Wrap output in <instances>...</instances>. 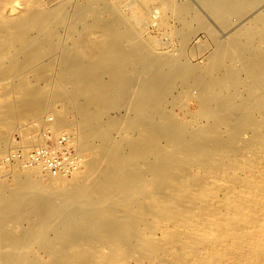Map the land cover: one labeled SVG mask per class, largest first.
Wrapping results in <instances>:
<instances>
[{"label":"bare ground","instance_id":"6f19581e","mask_svg":"<svg viewBox=\"0 0 264 264\" xmlns=\"http://www.w3.org/2000/svg\"><path fill=\"white\" fill-rule=\"evenodd\" d=\"M19 1L0 0V81H16L0 85V154L59 104L49 128L75 120L85 157L71 178L16 165L0 179V264H264V10L191 65L147 35L155 21L182 44L192 22L214 34L188 2L27 0L8 15ZM201 1L227 26L264 0Z\"/></svg>","mask_w":264,"mask_h":264},{"label":"rangeland","instance_id":"374dc122","mask_svg":"<svg viewBox=\"0 0 264 264\" xmlns=\"http://www.w3.org/2000/svg\"><path fill=\"white\" fill-rule=\"evenodd\" d=\"M54 1H60V0H54ZM181 2H188L193 7L192 13H197L202 16V18L207 22L208 26L215 32L214 34L209 33L206 29L200 28V26L195 25V22H192V34L187 39L184 44L181 40L174 39L171 35H169L168 32L160 31L158 30L157 21L154 22V25L150 26L147 32L148 36H158L160 38V41L165 49V51H168L174 55H182L183 61L187 62L191 65H199L201 64L205 58L209 57L212 53H214L217 50V47L219 46V43L222 41H227L230 39L236 32L241 30L242 28H246L250 23L251 20L260 12L264 10V1H262L258 6H256L251 11L247 12L246 14L242 16H233L229 20V24L227 26H223L220 21L213 16L209 8L204 5V3L201 0H179ZM27 2V0H20L16 3L15 10H12L11 7L6 9V12L8 15L16 14L17 12H20L23 8L24 4ZM78 0H72V3H77ZM15 5V4H14ZM130 8L125 7V11H128ZM157 12V8H154L150 15L152 17L159 16ZM153 13V14H152ZM104 17L109 18V12L106 10L104 11ZM192 16V14H190ZM190 19V17L188 18ZM170 23L173 25V27H177L178 29H181V25L178 23L177 20L170 19ZM183 29V28H182ZM222 40V41H220ZM200 47L199 52L195 53V49ZM40 67V66H39ZM59 69V66L56 64L54 65V81L49 86H46V83H39V86L41 88H48L49 94L53 93L56 85L58 84L57 81V71ZM16 81H0V85H6L7 89L12 90L14 88ZM49 86V87H48ZM192 94L190 97H182L178 100V102L173 105L170 109V112L172 116L177 119L178 121H181V119L187 118L191 113L195 112L196 109H198V101L196 99L197 90L195 88L192 90ZM2 94L4 91L1 92ZM179 94V93H178ZM12 97L16 101L18 100V94H13ZM185 98V99H184ZM56 108V109H55ZM60 110V105L56 104L54 107L49 109L45 114H42L33 120H29L26 122H19L14 125L13 130L8 134L7 136V143L6 148H4V151L2 154H0V179H2L7 184L11 183L13 179L15 178L14 173V167L16 165L20 166L23 169L31 167L30 159L32 151L35 149L50 145L54 141H56L60 136L67 134L73 144L74 149L78 152L80 158V166L77 170L71 172L67 176H63L64 178H71L72 175L77 173V171L81 168V161L85 157V154L83 152H80L78 150V147L76 146V134L68 132L70 127L75 126V120L71 121V123L68 126H65L64 128H59L55 132L51 131L49 128V125L54 122L56 118V111ZM49 113V114H47ZM51 115V116H50ZM199 124L205 125L206 120L202 119L199 120ZM31 130V131H30ZM60 130V131H59ZM71 131V130H69ZM34 136V139L29 140L28 142H24L27 137ZM244 139H249L250 134L244 133L243 135ZM87 157H90L91 154L87 153ZM42 167V166H41ZM43 168V167H42ZM43 170L47 172L44 168ZM49 174V173H47ZM50 175V174H49ZM51 176V175H50ZM53 177V176H52Z\"/></svg>","mask_w":264,"mask_h":264},{"label":"built area","instance_id":"2783aa9c","mask_svg":"<svg viewBox=\"0 0 264 264\" xmlns=\"http://www.w3.org/2000/svg\"><path fill=\"white\" fill-rule=\"evenodd\" d=\"M80 158L67 134L50 145L35 149L29 157L31 166L40 165L53 177L67 176L77 170Z\"/></svg>","mask_w":264,"mask_h":264}]
</instances>
